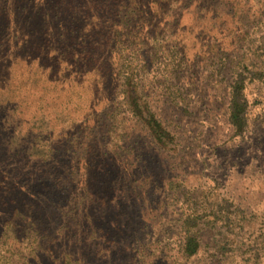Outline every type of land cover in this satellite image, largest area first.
Here are the masks:
<instances>
[{"label":"rangeland","instance_id":"1","mask_svg":"<svg viewBox=\"0 0 264 264\" xmlns=\"http://www.w3.org/2000/svg\"><path fill=\"white\" fill-rule=\"evenodd\" d=\"M0 264H264V0H0Z\"/></svg>","mask_w":264,"mask_h":264},{"label":"trees","instance_id":"2","mask_svg":"<svg viewBox=\"0 0 264 264\" xmlns=\"http://www.w3.org/2000/svg\"><path fill=\"white\" fill-rule=\"evenodd\" d=\"M157 13V11L155 12V14ZM197 237H194L193 235L191 236V239L192 240H194V242L196 243V241H197V239H196ZM194 244V243H193Z\"/></svg>","mask_w":264,"mask_h":264}]
</instances>
